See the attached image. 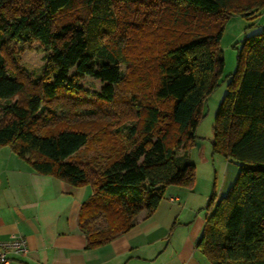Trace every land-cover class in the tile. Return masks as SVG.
Listing matches in <instances>:
<instances>
[{"label": "trees", "instance_id": "16d2710c", "mask_svg": "<svg viewBox=\"0 0 264 264\" xmlns=\"http://www.w3.org/2000/svg\"><path fill=\"white\" fill-rule=\"evenodd\" d=\"M116 1L0 0V148L10 146L37 174L92 187L78 217L87 248L128 231L139 214H152L169 186H193L188 149L195 143L201 108L222 74L221 22L264 11V0H135L174 11L167 20L172 32L186 26L192 31L185 39L172 33L157 53L143 54V85L150 81L153 98L169 102L170 111L143 103L140 128L125 127L124 143L104 145L83 166L74 159L88 146L89 135L78 126L79 113L68 121V112L54 102L63 95L71 101L83 97L84 77L98 83L93 94L98 103L114 101L126 65V47H113L107 39L117 27L107 12ZM80 3L90 16L64 21ZM7 43L18 48L37 43L45 53L42 74L29 82L10 74L1 54ZM236 64L215 114L212 148L235 162L238 173L214 207L211 193L195 246L209 264H264V30L244 38Z\"/></svg>", "mask_w": 264, "mask_h": 264}, {"label": "crops", "instance_id": "0c3cea01", "mask_svg": "<svg viewBox=\"0 0 264 264\" xmlns=\"http://www.w3.org/2000/svg\"><path fill=\"white\" fill-rule=\"evenodd\" d=\"M235 172L222 178L219 189L198 190L196 181L191 188L169 186L152 214H139L128 231L87 248L78 217L92 187L37 174L10 146H2L0 241L25 239V254L11 255L9 264H209L195 245L209 215L211 193L214 207Z\"/></svg>", "mask_w": 264, "mask_h": 264}, {"label": "rangeland", "instance_id": "374dc122", "mask_svg": "<svg viewBox=\"0 0 264 264\" xmlns=\"http://www.w3.org/2000/svg\"><path fill=\"white\" fill-rule=\"evenodd\" d=\"M113 3L114 5H109L107 12L115 18L117 27L107 39L113 47H126L123 51L126 65L121 66L125 76L116 89L114 101L108 105L98 103L93 97V94L99 91L98 83L89 77H84L79 81V86L85 92L83 97L78 101H71L65 99L63 95L54 102L57 110L68 112L66 117L68 121L76 119L75 113H79L78 126L89 135L88 146L74 159L83 166L100 155L104 145L124 143L128 133L125 127L140 128L141 119L137 113L138 109L143 107V103H154L164 113H169L170 103L158 102L150 93L151 82L147 81L146 86L143 85V54L157 53L163 45L162 40H171L172 38L168 36H172V33L174 36L182 35L183 39L192 36V31L190 28L187 29V26L171 31L172 28L167 20L172 18L174 11L169 13L163 8L159 10L153 4L143 5L135 0H117ZM88 16L90 10L80 3L64 17V21L75 23L77 17L85 19ZM158 16H161V22H158L156 29ZM221 23L219 48L224 60L222 74L218 86L207 97L201 108L200 121L194 134L195 143L188 149V160L195 166V181L198 190L202 191L211 187L219 189L222 178L231 171L234 173L238 170L235 162L213 152L214 119L217 108L228 91L227 84L236 72L237 50L241 48L245 37L264 30V11L247 17L233 15ZM1 54L8 72L17 74L28 82L38 78L46 66L45 53L37 43L21 48L13 43H7L2 46ZM73 73L74 71L70 72L71 75ZM27 89L30 91V86ZM25 97L26 95L22 94L19 98L22 100ZM85 110H93L95 114L82 115L81 112ZM57 112L62 116L61 111ZM65 122L66 120L60 123Z\"/></svg>", "mask_w": 264, "mask_h": 264}, {"label": "built area", "instance_id": "2783aa9c", "mask_svg": "<svg viewBox=\"0 0 264 264\" xmlns=\"http://www.w3.org/2000/svg\"><path fill=\"white\" fill-rule=\"evenodd\" d=\"M26 252L25 239L13 237L7 241H0V264H9L11 255L22 256Z\"/></svg>", "mask_w": 264, "mask_h": 264}]
</instances>
